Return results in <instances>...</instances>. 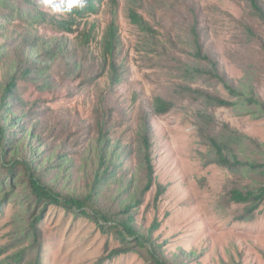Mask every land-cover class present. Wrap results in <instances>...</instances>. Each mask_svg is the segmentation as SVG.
Listing matches in <instances>:
<instances>
[{"label":"rangeland","instance_id":"rangeland-1","mask_svg":"<svg viewBox=\"0 0 264 264\" xmlns=\"http://www.w3.org/2000/svg\"><path fill=\"white\" fill-rule=\"evenodd\" d=\"M118 1L121 46L114 63L120 67V84L114 82L110 60L104 72L109 2L71 35L51 25L30 28L18 20L10 24L0 18V45L12 35L16 38L21 29L50 42L57 53L53 63H44L50 66L49 87L24 84L23 105L14 104L16 119L23 111L24 129H31L37 137L34 146L40 145L41 161L49 163L45 182L55 192L80 197L92 194L90 206L120 222L122 203L144 188L148 178L166 188L158 204L157 185L147 194L139 191L132 204V225L145 246L132 237L127 246L130 252L114 253L126 246L103 232L95 219L74 216L49 204L43 211L28 212L35 203L27 200L29 191L6 188L10 197L0 215V264H15V253L27 249L28 244H21L27 224L41 211L38 253L30 250L21 264H154L153 255L177 264H264V204L252 221H240L245 205L232 202L231 193L252 180L214 164L205 139L230 131L248 136L254 140L249 153L264 165V116L255 119L229 108H210L178 91L188 85L233 101L210 75L184 81L180 69L183 63H193L196 39L231 85L251 87L264 104V26L241 0ZM130 5L157 31L154 38L129 22ZM86 35H90L89 43ZM16 48L13 43L8 50ZM8 65L0 60V83ZM198 66L211 71L208 63ZM101 74L104 77L93 85L84 83ZM157 97L173 103L168 114H154ZM145 117L150 122L149 149L141 136ZM100 131L117 144L119 154L113 158L118 167L116 181L105 185L96 179L110 166L113 150L107 142L100 143ZM120 179L126 187L123 190ZM254 179L264 182V174Z\"/></svg>","mask_w":264,"mask_h":264},{"label":"trees","instance_id":"trees-1","mask_svg":"<svg viewBox=\"0 0 264 264\" xmlns=\"http://www.w3.org/2000/svg\"><path fill=\"white\" fill-rule=\"evenodd\" d=\"M245 1L252 15L257 18L264 26V0H241ZM109 2L111 4V21L106 30L103 39V54L105 57L104 72L109 67L116 84L121 83L120 67L117 66L115 56L121 46L120 26H119V1L118 0H86L84 7H76L72 9L71 14H53L49 9L41 5L40 0H0V18L12 24L15 20L19 24H27L30 28L35 25H51L55 30L62 34L71 35L76 32L77 26H80L84 20L91 15H98L102 6ZM127 19L140 32L154 38L158 33L154 27L143 17V15L133 6H128ZM3 27V25H1ZM252 35V32H249ZM15 37L10 36L8 42L0 45V60L6 61L7 74L4 81L0 83V215H2L4 205L9 194L5 193V189L15 190L17 187H23V192H28L27 200H32L28 212L32 209H41L49 204L53 207L63 208L73 212L74 216L87 217L95 219L97 226L108 235H114L120 242L126 246L122 251L114 253H128L131 251L130 239L136 237L137 232L134 228V217L130 214L133 208V202L138 192L147 194L152 191L154 186H158L159 190L155 196V204L160 202L161 196L166 192V188L160 184L153 182L151 178L144 188L140 189L133 195H129L128 199L122 203L123 209L119 214L120 222L114 221L107 214L92 208L91 200L94 196H63L53 190V188L45 182L49 176L50 169L45 161L40 158V145L34 146V140L37 138L31 129H24V112L16 119L14 104L23 105L21 98L22 86L26 84L28 87L36 85L37 88L49 87L50 84V66L44 65L45 62L53 63L56 60L57 53L50 42H42L39 37H34L31 32L22 33L21 29ZM90 42V35H86V43ZM13 43L17 44V48L9 51L8 47ZM38 43V44H37ZM60 52V51H59ZM14 54L12 58L10 56ZM193 63H183L181 73L186 82H194L204 78L207 75L216 79L223 85L230 95L231 100H227L221 96L213 95L202 89H195L191 86H180L178 91L184 96H189L194 100L203 101L210 108H229L236 110L242 116H251L255 119H261L264 116V104L255 98L251 87H234L228 81L226 76L219 73V65L213 61L210 56L204 53V48L194 40L193 51L191 52ZM208 63L211 65V71L198 66L199 64ZM78 67V64H75ZM103 74V73H102ZM95 78H88L84 83L93 85L104 75ZM44 81L43 85L41 81ZM114 84V83H113ZM173 109V103L162 97H157L153 103V112L157 116L168 114ZM142 142L146 149H149L150 122L146 119L142 122ZM19 129V133L16 132ZM100 131V143L105 144L112 151L110 166L100 172L96 182L105 185L108 181H116L117 166L113 163V158H118L117 144L111 138L105 139ZM206 144L209 146L213 154V163L223 169H226L234 175L241 176L242 179L252 180L251 183L245 185L242 189L233 190L231 193V201L236 204L245 205L244 214L239 217L242 222H250L255 218V214L264 204V182L257 181L254 176L260 177L262 168L256 162V157L249 153L254 140L248 136L239 134L235 131L221 132L216 136H206ZM243 156V159L241 157ZM50 160V158L48 159ZM122 163L119 165L122 169ZM63 167H60L62 169ZM46 170L45 175L43 174ZM102 174V175H101ZM46 177V178H45ZM120 189H125L123 180L119 181ZM128 203V204H127ZM92 208V209H91ZM42 211L39 216H34L27 224L24 240L21 244H28L27 249L20 250L15 253V264H21L27 253L32 250L33 254H37L35 250L38 245L39 231L37 226L42 218ZM127 215V217H124ZM127 218V219H125ZM157 227V225H154ZM107 230V231H106ZM136 241L140 246H145V242L139 237ZM154 264H177L168 261L160 256L153 255ZM29 264H40V261L30 262Z\"/></svg>","mask_w":264,"mask_h":264},{"label":"clouds","instance_id":"clouds-1","mask_svg":"<svg viewBox=\"0 0 264 264\" xmlns=\"http://www.w3.org/2000/svg\"><path fill=\"white\" fill-rule=\"evenodd\" d=\"M41 5L53 14H71L72 9L84 7L86 0H40Z\"/></svg>","mask_w":264,"mask_h":264}]
</instances>
